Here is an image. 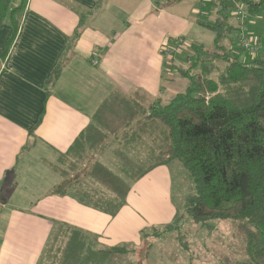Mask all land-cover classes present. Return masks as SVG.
I'll return each instance as SVG.
<instances>
[{"label": "crops", "instance_id": "obj_1", "mask_svg": "<svg viewBox=\"0 0 264 264\" xmlns=\"http://www.w3.org/2000/svg\"><path fill=\"white\" fill-rule=\"evenodd\" d=\"M214 1L218 6L205 12L202 9L210 0H28L6 56L13 28L9 23L0 26V264H93L88 262L90 253L115 249L130 253L133 247L118 244L135 240L146 226L142 217L149 216L150 209L144 195L153 201L152 217L170 215L159 192H149L161 178L169 192L168 165L135 184L130 181L126 205L110 216L83 201L80 185L73 183L65 194L54 192L64 181L58 168L60 155L71 148L110 96L122 93L146 108L157 107L156 102L166 98L159 97L163 95L158 91L160 75L170 72L167 67L178 73L183 66L173 64L172 56L164 66L159 58L151 66L148 40L123 36L130 18L140 15L138 21H142L157 10L173 21L182 6L196 3L199 7L193 13L212 24L196 22L197 28H185L182 38L211 31L212 46L199 43L196 49L212 48L219 31L207 26L222 17L221 5ZM19 2L14 0V5ZM239 5L248 12L241 2L235 9ZM235 19L228 17L227 23L234 28L223 33L220 43L225 47L230 45L232 32L239 29L241 21ZM158 39L162 40L155 36L151 42ZM168 40L162 41L163 54L173 50ZM172 76L167 78L169 84ZM178 81L174 84L180 89ZM175 217L170 215L167 225ZM76 232L83 239L75 242L77 250L68 259L66 250Z\"/></svg>", "mask_w": 264, "mask_h": 264}, {"label": "trees", "instance_id": "obj_2", "mask_svg": "<svg viewBox=\"0 0 264 264\" xmlns=\"http://www.w3.org/2000/svg\"><path fill=\"white\" fill-rule=\"evenodd\" d=\"M27 1L14 5V0H0V26L9 23L13 28L4 56L19 31ZM218 1L222 17L207 26L219 31L214 47L197 50L186 66L177 69L187 82L184 91L161 108H146L122 93L113 94L60 159L73 157L78 166L88 152L98 151L110 137L117 143V132L124 130L123 150L117 148L114 154L126 178L137 181L160 166L180 162L195 184L196 193L188 207L191 218L201 224L230 220L246 238L245 260L227 258L219 264H264V61H242L220 43L223 33L234 28L227 23L228 11L241 2L249 14L256 15L264 11V0ZM238 30L242 32V27ZM115 115L122 116L118 120L125 123L112 130L104 121L116 119ZM124 150L133 151V156ZM61 172L64 181L54 192L65 194L74 182ZM88 176L99 187L93 192L82 190L83 201L116 216L127 203L129 181L99 161L91 163ZM172 226L167 225L164 232ZM158 231L156 236H161L162 230ZM79 236L77 232L71 235L68 259L77 250L75 242L83 239ZM118 252L126 253L115 249L90 253L86 259L101 264L103 257Z\"/></svg>", "mask_w": 264, "mask_h": 264}, {"label": "rangeland", "instance_id": "obj_3", "mask_svg": "<svg viewBox=\"0 0 264 264\" xmlns=\"http://www.w3.org/2000/svg\"><path fill=\"white\" fill-rule=\"evenodd\" d=\"M215 6H218L217 3L214 0H210L209 6L202 10L209 12ZM242 6L239 5L237 9H242ZM194 7H199V5L190 3L185 7L182 6L179 15L177 14V18L173 21H169L170 18L166 13H161L157 10H151V13L142 21H138L140 15H133L129 20L131 25L128 26L123 36L128 37L129 35L127 34H130L133 40L136 37L148 40V60L151 66L157 58L162 60L164 66L171 56L174 57L173 64L179 63L186 66L189 57L194 56L197 52L196 45L204 43L211 47L213 41L212 36H214V34L210 33L211 31H202L203 33L197 34L196 36H184L186 40L182 38L185 28L186 30L197 28L196 22L207 21V23L212 24L210 19L204 20L200 15L194 14ZM145 9L146 7L139 9V11L143 12ZM237 9L229 11V19L236 20ZM244 9L247 11L246 6H244ZM247 13L246 15L248 17L245 21L238 22L239 29L242 27V32L255 41L259 42V39V48L255 53L241 49L238 46V37L241 33L239 30L232 32L231 38L229 39L230 45L226 47L228 49L231 48V51L240 57L242 61L252 62L250 58L253 55L256 59L264 61V12L259 15ZM155 36L161 37L162 40L160 41L158 39L155 44L152 43L151 41ZM165 38H169L166 43L170 50L173 49L170 54L162 53L164 47L162 41ZM133 59L136 60L137 58L134 56ZM170 67H167L170 71L167 75H160V88L158 91H163V95L159 97L165 96L166 98L163 102H156L158 108L167 104L168 98L175 97L179 92L184 91L187 85L185 80L183 78L180 79L178 73ZM218 74L219 72H216L214 77L216 78ZM168 76H175L171 80L173 82L172 84H169L167 81ZM177 80H180L178 82L182 83L181 86L183 88H176L177 85L174 83ZM110 116L114 118L113 115ZM120 117L122 116L115 115L116 119H108L104 122H107L112 130H116L119 124L125 123L118 120ZM123 132L124 130L122 129L117 132V143L114 141L115 137H110L105 141V145L102 148L96 149L98 151L91 150V152H88L85 160L80 162L78 166L75 164V158L67 157L60 159L58 168L67 173L68 179L73 180L75 184L80 185V188H84L85 191L89 192H93V190L99 187L88 176V170L94 161H101L114 173L123 176L126 181L130 182L122 174L118 156L113 152L117 148H122L121 150H123ZM125 152H127L129 157L133 156V151ZM101 155L102 158L100 159ZM91 158L92 161L90 160ZM166 172L170 184L169 192L166 191L162 180L163 178L154 181L149 192L158 191L160 200H163L165 203L166 213L170 212L171 218L176 216L174 221L171 222L173 224L171 229L166 232L162 231L161 236L153 235L154 232L165 229V225L170 222V215L159 218L152 217L151 208L153 207V201L147 200L148 196L144 195L145 205L150 209L149 216L142 215L146 226L139 229V236L135 240L118 244H125L133 247V249L130 248V253L124 252L125 254H120L121 252L123 253V251H120V253L112 254V257L100 258L99 261L102 259L101 264L107 263L108 261L110 264H219L227 260V258L239 261L245 260L247 257V241L244 233L230 220H213L205 224L196 223L191 218L188 208L191 197L196 193L193 178H191L188 171L178 161L169 163L168 167H166ZM147 182H150V179H147ZM130 183L131 185L135 184V181H131ZM134 189L139 190V188ZM102 190L106 195L111 196L106 190Z\"/></svg>", "mask_w": 264, "mask_h": 264}, {"label": "built area", "instance_id": "obj_4", "mask_svg": "<svg viewBox=\"0 0 264 264\" xmlns=\"http://www.w3.org/2000/svg\"><path fill=\"white\" fill-rule=\"evenodd\" d=\"M236 15L239 21L241 22H243L247 18V15L243 9H237ZM238 46L241 49H245L250 51L251 53H255L259 48V43L251 39L250 37L246 36L243 32H241L238 37Z\"/></svg>", "mask_w": 264, "mask_h": 264}]
</instances>
